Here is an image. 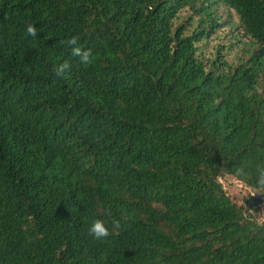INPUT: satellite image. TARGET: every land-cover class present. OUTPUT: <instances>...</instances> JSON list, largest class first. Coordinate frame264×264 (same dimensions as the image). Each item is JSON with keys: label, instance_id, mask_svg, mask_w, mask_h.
Here are the masks:
<instances>
[{"label": "trees", "instance_id": "obj_1", "mask_svg": "<svg viewBox=\"0 0 264 264\" xmlns=\"http://www.w3.org/2000/svg\"><path fill=\"white\" fill-rule=\"evenodd\" d=\"M217 177L264 195V0H0V264H264Z\"/></svg>", "mask_w": 264, "mask_h": 264}, {"label": "clouds", "instance_id": "obj_2", "mask_svg": "<svg viewBox=\"0 0 264 264\" xmlns=\"http://www.w3.org/2000/svg\"><path fill=\"white\" fill-rule=\"evenodd\" d=\"M27 33L33 37L37 35V30L34 26L29 25L27 27ZM67 44L69 46H75L72 47V55L74 57H79L81 63L87 64L90 62V56H91V51H83L81 47L76 46L78 44L77 38L73 37L70 40L67 41ZM69 68V64L67 62L61 64L59 66V70L57 72V75H60L63 71ZM217 182L223 184L224 180L222 177H217ZM237 186L240 190H245V185L241 181H237ZM255 195V193H253ZM112 227L115 230H118L121 225L118 220L112 221ZM87 233L90 237L93 239L99 241L108 238L111 235V232L109 228L105 225V222L100 219L93 220L91 224L88 227Z\"/></svg>", "mask_w": 264, "mask_h": 264}, {"label": "rangeland", "instance_id": "obj_3", "mask_svg": "<svg viewBox=\"0 0 264 264\" xmlns=\"http://www.w3.org/2000/svg\"><path fill=\"white\" fill-rule=\"evenodd\" d=\"M225 35V36H224ZM229 38V31L228 29L222 28L220 29L215 35L211 36L206 45L202 46V52L205 53V55L212 53L214 51V47L217 46H223L227 47L225 45L231 44L233 45V42L227 43ZM223 52V51H222ZM235 56V48L233 47L230 51L229 55H226V59H231ZM224 188L226 194L230 197L231 201L234 202L237 205H242L243 201L249 197V195L252 193H249L247 190H240L236 183L230 182L224 183ZM259 215L260 219L264 220V204L259 206Z\"/></svg>", "mask_w": 264, "mask_h": 264}, {"label": "water", "instance_id": "obj_4", "mask_svg": "<svg viewBox=\"0 0 264 264\" xmlns=\"http://www.w3.org/2000/svg\"><path fill=\"white\" fill-rule=\"evenodd\" d=\"M252 192L247 199L244 200L243 204L247 208L251 209L258 205L264 204V195Z\"/></svg>", "mask_w": 264, "mask_h": 264}]
</instances>
